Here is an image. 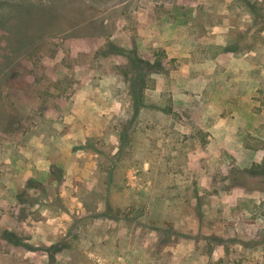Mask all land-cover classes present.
Wrapping results in <instances>:
<instances>
[{
    "label": "rangeland",
    "instance_id": "1",
    "mask_svg": "<svg viewBox=\"0 0 264 264\" xmlns=\"http://www.w3.org/2000/svg\"><path fill=\"white\" fill-rule=\"evenodd\" d=\"M264 264V0H0V264Z\"/></svg>",
    "mask_w": 264,
    "mask_h": 264
},
{
    "label": "built area",
    "instance_id": "2",
    "mask_svg": "<svg viewBox=\"0 0 264 264\" xmlns=\"http://www.w3.org/2000/svg\"><path fill=\"white\" fill-rule=\"evenodd\" d=\"M95 264H129L125 261V259L119 258L117 260H114L113 262L107 263L103 258L96 257Z\"/></svg>",
    "mask_w": 264,
    "mask_h": 264
}]
</instances>
